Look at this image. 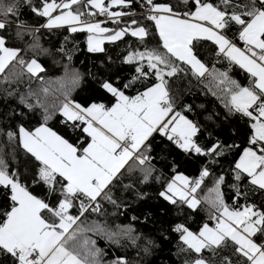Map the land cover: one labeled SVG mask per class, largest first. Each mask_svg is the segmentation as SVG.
I'll list each match as a JSON object with an SVG mask.
<instances>
[{
  "label": "snow or ice",
  "instance_id": "obj_1",
  "mask_svg": "<svg viewBox=\"0 0 264 264\" xmlns=\"http://www.w3.org/2000/svg\"><path fill=\"white\" fill-rule=\"evenodd\" d=\"M131 2L132 0H111V4L118 5ZM144 2L149 9L146 18L155 23L166 52L161 54L156 50H146L132 53L127 61L146 59L148 67L155 70L158 82L135 96L126 95L114 82H104L102 87L116 97V103L111 107L103 103H92L84 107L72 101L69 93L65 92L59 112L66 123L80 122L86 125L82 131L88 135L90 142L83 148L74 146L47 126L50 119L47 110L44 123L39 127L32 131L22 125L19 127L23 148L40 163L34 182L45 184L51 193L58 192L56 203L50 204L47 198L42 199L29 191L28 185L21 181L20 174L10 171L7 162L0 157V187L10 191L13 202L10 210L5 213L4 222L0 223V252L10 254L18 264H100L98 257L102 250L87 248L81 254L69 241L75 240L77 232L82 229H70H73V225L77 224L85 212L100 210L97 198L102 194L104 199L116 203L105 190L134 156L140 164L149 159L141 150L150 149L146 142L154 133L167 136L185 151L222 154L223 146L219 142L208 149L197 143L200 128L182 112L175 111L166 79L183 71L173 61V57L184 62L199 77L205 76L209 71L195 53L194 41H213L218 46L219 53L245 69L252 77L247 86L230 79L226 72L219 73L216 79L218 85L224 86L223 91L227 96L225 106L252 121L250 127L253 134L249 141L251 146L243 150L235 164V178L239 181L242 174H247L252 185L264 190V0H259V7L256 6L257 0H250V4L242 6L235 4L233 0H218L216 3L213 0H194V10L182 14L170 4H159L154 0ZM183 2L187 4L188 0ZM26 3L30 5L31 0H26ZM79 3L81 0H60L59 3L57 0H42V8H33V11L48 18L42 27L54 28L67 24L72 26V32L86 30L90 33L89 50L103 51L100 37L110 30L102 27L100 22L83 20V16L94 13L74 12L72 6ZM86 3L111 17L126 15L110 11L104 0H86ZM57 9L63 11L54 16ZM18 13V0H0V30L6 29L11 23L9 16H18ZM231 24L239 25V40L244 42V48L238 47L225 34ZM129 30L132 36L141 39L149 34L147 28L132 20L129 26L115 31L107 39L119 40ZM18 53L19 49L6 47L5 36L0 35V72L17 58ZM19 63L26 62L21 59ZM26 68L32 75H38L44 70L36 59L28 62ZM137 72L139 75L123 85L124 89L131 87L141 77L148 76L142 65L137 68ZM78 82V75L70 81L73 87ZM27 107L32 108L34 105L27 104ZM8 135L12 137L15 134ZM208 175L207 169L203 170L200 179L196 181L176 175L160 195L173 204L178 199L181 203L196 208L200 200L195 193L203 178ZM223 180V176L218 178L216 186L207 197L218 214L213 216L215 226L210 227L206 223L198 233H194L184 224H177L174 230L181 233V240L195 253H202L204 249L226 247L228 241H231L236 245V252L246 258L249 264H264V242L257 243L254 239L258 233L264 236V211L256 210L255 205H246L243 210H230L220 190ZM74 207L79 209L78 215L72 214ZM97 230L102 229L98 226ZM116 236V233H112L109 239ZM115 242L118 243V239ZM90 243L94 245L95 241ZM88 244L89 241H84L81 247L86 248ZM111 264L128 262L123 257H118ZM191 264L209 262L200 256L191 261ZM222 264H232V261L229 257H224Z\"/></svg>",
  "mask_w": 264,
  "mask_h": 264
},
{
  "label": "trees",
  "instance_id": "obj_2",
  "mask_svg": "<svg viewBox=\"0 0 264 264\" xmlns=\"http://www.w3.org/2000/svg\"><path fill=\"white\" fill-rule=\"evenodd\" d=\"M110 1L104 0L105 6L126 15L117 24L106 23L101 26L122 29L136 20L147 28L149 34L141 39L127 32L119 40L104 42L103 51L92 52L89 50V33L86 30L72 32L69 26L42 27L47 17L33 11V8H42V0H31L30 5L26 0H18V16H9L11 23L6 29L0 30V34L6 38V45L19 49L17 58L0 72V157L7 162L10 171L20 174L21 181L28 185L29 191L42 199L47 198L50 204L56 203L59 193H51L45 184L34 182L40 163L23 148L19 127L22 125L30 131L39 127L44 123L47 110V114H50L47 126L74 146L83 148L90 141L82 131L84 124L66 123L59 112L65 92L69 93L72 101L82 106L103 103L111 107L116 103V97L102 87L104 82H114L128 96H135L158 82L155 70L148 67L146 59L127 61L132 53L146 50H156L161 54L166 52L155 23L147 19L145 14L132 15L145 4L144 0H132L130 4L117 7L111 6ZM154 2L170 4L181 14L194 10V0H188L187 4L183 0ZM233 2L241 6L250 4V0ZM256 6H260L259 0ZM72 9L94 13L83 16V20H92L98 15V9L88 6L86 0L73 5ZM225 34L229 39H235L238 45L245 46L239 40V25L231 24ZM193 43L195 53L209 71L199 77L184 62L173 57V61L183 71L166 77L169 91L175 111L182 112L200 128L197 143L208 149L219 142L223 146L222 154L185 151L159 132L149 137L146 143L150 149L141 150L149 159L140 164L134 156L105 190L116 203L104 199L102 194L97 199L100 210L85 212L70 230L77 227L82 229L77 232L75 240L69 241L81 254L87 248L102 250L98 257L100 264H111L118 257L126 259L128 264H191L200 256L209 264H222L224 257H229L232 264H249L246 258L236 252V245L231 241L226 247L195 253L181 240V233L174 230L177 224H184L190 231L198 233L204 224L211 225L215 220L213 216L218 214L207 197L221 176L224 180L220 190L230 209L255 205L256 210L264 211V190L252 185L247 174H242L239 181L235 178V164L243 150L251 146L252 121L225 106L227 96L223 91L224 86L218 85L216 79L219 73L226 72L230 79L247 86L252 77L245 69L219 53L213 41L202 39ZM21 59L26 63L20 64ZM32 59L38 60L44 69L38 75L27 71L26 64ZM141 65L148 76L141 77L131 87L124 89L123 85L139 75L137 68ZM77 75L79 82L73 87L70 81ZM27 104L34 107L28 108ZM8 133L15 135L9 137ZM204 169L208 170L209 175L203 178L197 189L196 196L200 203L196 208L178 199L173 204L160 195L177 174H184L196 181ZM238 192L240 195H237ZM10 195L7 188L0 187V223L4 222L5 213L13 203ZM71 212L78 215L79 209L74 207ZM98 226L102 230H97ZM112 233L117 236L109 239ZM254 239L257 243L264 242V236L259 233ZM84 241H89L86 248L81 247ZM91 241H95V244L92 245ZM0 264H18V261L10 254L0 252Z\"/></svg>",
  "mask_w": 264,
  "mask_h": 264
},
{
  "label": "built area",
  "instance_id": "obj_3",
  "mask_svg": "<svg viewBox=\"0 0 264 264\" xmlns=\"http://www.w3.org/2000/svg\"><path fill=\"white\" fill-rule=\"evenodd\" d=\"M110 11L115 12V11L112 10L111 8H110ZM97 13H98L97 17H95V18L92 19V20H87V21H88V22H91V23L100 22L101 25L106 24V23L117 24V23H119V22L122 21V17L124 16V15H122V16H119V17H111V16H109L107 13H101V12H99V9H98V12H97ZM135 14H145V15L148 16V15H149V9H148V7L146 6V4H143V5L141 6V8H140L139 11H136V12H133V13H132V15H135ZM231 40H232L234 43H236L237 46H239L238 43H237V41H236L235 39H231ZM143 154L146 155L145 153H143ZM137 155H140V154L138 153ZM215 224H216V220H214V221L211 223V227H214Z\"/></svg>",
  "mask_w": 264,
  "mask_h": 264
},
{
  "label": "rangeland",
  "instance_id": "obj_4",
  "mask_svg": "<svg viewBox=\"0 0 264 264\" xmlns=\"http://www.w3.org/2000/svg\"><path fill=\"white\" fill-rule=\"evenodd\" d=\"M110 4H111V1H110ZM111 6H119L118 4H111ZM74 12L76 11V10H74V9H72ZM61 11H63V9H61L60 11H58V12H54L53 13V15L55 16V15H58V14H60V12ZM115 12H120V11H115ZM48 19V18H47ZM47 23V22H46ZM65 26H69V27H72L71 25H67V24H65V25H63V26H60V27H65ZM77 27H80L79 25H77ZM102 27H104V28H107V29H109L110 31L109 32H107V33H104V34H102L101 35V39H102V46H103V43L104 42H106V41H113V40H109V39H107V37L109 36V35H113L114 34V32L115 31H118V30H120L121 28L120 27H113V28H110L109 26H102ZM54 28H56V27H54ZM134 28V27H133ZM128 32H130L131 33V30H129ZM1 35V34H0ZM89 35H90V33H89ZM101 46V47H102ZM6 47H8L7 45H6ZM9 48H11V47H9ZM16 49V48H15ZM15 59H13L8 65H10L13 61H14ZM37 62L41 65V63L37 60ZM7 65V66H8ZM42 66V65H41ZM125 167V166H124ZM177 175H183V176H186V175H184V174H177ZM187 177V176H186ZM189 178V177H188ZM172 181V180H171ZM170 181V182H171ZM189 181H192L190 178H189ZM169 182V183H170ZM195 196H196V193H195ZM196 198H197V196H196ZM198 199V198H197ZM188 205V204H187ZM199 205V204H198ZM189 206V205H188ZM190 207V206H189ZM192 208V207H191ZM194 209V208H193ZM231 210V209H230ZM240 210H243V208L242 209H240ZM210 227H211V225L209 224V223H207ZM203 227V226H202ZM192 232H194V233H197V232H195V231H192Z\"/></svg>",
  "mask_w": 264,
  "mask_h": 264
},
{
  "label": "crops",
  "instance_id": "obj_5",
  "mask_svg": "<svg viewBox=\"0 0 264 264\" xmlns=\"http://www.w3.org/2000/svg\"><path fill=\"white\" fill-rule=\"evenodd\" d=\"M56 28H57V27H56ZM101 46H102V45H101ZM238 47L244 48L245 46H238ZM84 107H88V106H84ZM85 126H86V125H84V127H85ZM57 134H58V133H57ZM58 135H59V134H58ZM89 142H90V141H89ZM121 170H122V169H121ZM118 174H119V173H118ZM118 174H117V175H118ZM114 179H115V178H114ZM114 179H113V180H114ZM97 199H98V198H97ZM73 226H74V225H73ZM70 230H71V229H70Z\"/></svg>",
  "mask_w": 264,
  "mask_h": 264
}]
</instances>
